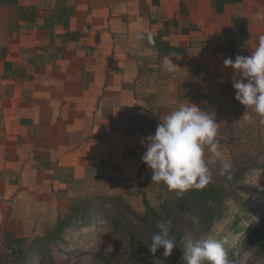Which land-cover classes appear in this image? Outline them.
<instances>
[{"label":"crops","instance_id":"crops-1","mask_svg":"<svg viewBox=\"0 0 264 264\" xmlns=\"http://www.w3.org/2000/svg\"><path fill=\"white\" fill-rule=\"evenodd\" d=\"M261 35L264 0H0V228L54 225L105 163L148 175L163 110H231Z\"/></svg>","mask_w":264,"mask_h":264},{"label":"rangeland","instance_id":"rangeland-1","mask_svg":"<svg viewBox=\"0 0 264 264\" xmlns=\"http://www.w3.org/2000/svg\"><path fill=\"white\" fill-rule=\"evenodd\" d=\"M228 101L231 110H213L216 113L217 138L224 159L231 164V168L251 158L264 161V124H260L261 118L249 109L247 115L253 119L251 121L245 119L243 115L247 107L236 98ZM224 102H227V99ZM163 111L166 115L169 110ZM154 116L159 118L156 114ZM208 155L210 154L206 153V158ZM110 167L109 163L103 164L91 180L82 184L79 193L71 199L68 207L59 211V215L65 217L73 213L72 209L77 202L82 205L81 202L86 201L92 205L93 210L96 209L91 212L90 223L76 220L75 224L66 227L60 237L50 243L49 253L44 251L42 244H37L35 249L31 248L30 244L37 243L38 239L51 231L55 225L46 224L34 228L21 223L17 227L0 228V264H14L17 257H22L17 251V245L10 239H13L12 241L21 239L22 244H18L29 251L28 261L32 264H100L107 261V264H174L167 261L165 256L149 252L147 244L150 242L144 235L145 220L141 217L147 211L145 198L153 207L161 210L165 201L175 199V191L170 192L163 183L152 182L150 168L148 175L142 171L139 173L136 183L135 180L116 176L113 173L117 170ZM210 170L213 179L226 174H221L219 162L210 165ZM233 190L235 193L226 200L227 215L213 222V225L200 235L190 231L189 235L193 236L190 239L193 242L209 237L221 239L226 237L227 244L233 247L244 236L235 231L236 227L252 226L258 220L264 219V168L248 171ZM245 205L250 208L259 206V210L247 212ZM107 210L112 217H116L117 212L123 213L120 230L115 229L106 217ZM237 217H240V222L235 224ZM186 219L187 216L180 218V223ZM133 224L138 231L134 229ZM23 256L26 258V254ZM248 258L249 254H246L237 264H245ZM252 262L264 264V258L255 257ZM177 264H187V261L182 258ZM202 264L208 262L204 261Z\"/></svg>","mask_w":264,"mask_h":264},{"label":"clouds","instance_id":"clouds-1","mask_svg":"<svg viewBox=\"0 0 264 264\" xmlns=\"http://www.w3.org/2000/svg\"><path fill=\"white\" fill-rule=\"evenodd\" d=\"M143 38V37H141ZM149 42L151 33L147 34ZM224 67L234 70L232 77L236 99L259 115L260 124H264V35L259 37L258 46L250 56L237 55L235 59L225 58ZM163 65L167 71H174L172 62L165 59ZM217 122L210 112L195 103L181 105L164 116L157 125L154 134L142 141L146 151L142 160L152 171V182L163 183L168 190L182 197L191 189L202 190L212 182L210 165H221V174L228 172L231 164L224 159L217 138ZM206 153L210 154L206 158ZM231 178V177H229ZM172 222L158 223L159 231L151 237L148 250L153 255L160 247L164 255L170 256L177 240L170 236ZM186 243L184 259L187 264H230L225 245L227 238L209 237L193 242L182 237Z\"/></svg>","mask_w":264,"mask_h":264},{"label":"trees","instance_id":"trees-1","mask_svg":"<svg viewBox=\"0 0 264 264\" xmlns=\"http://www.w3.org/2000/svg\"><path fill=\"white\" fill-rule=\"evenodd\" d=\"M261 168H264V161L259 158H251L247 161H243L241 165L239 163L235 168H230L223 177L218 179L212 178V182L204 189H191L182 197L175 196L174 200L165 201L161 210H157L145 198L147 211L141 217L145 220L143 223L145 227V237L151 243V237L159 231L157 227L158 223H166L170 220L172 222L170 236L177 240V244L170 256L164 255L163 247H160L156 253L165 256L167 261L174 264L181 261L184 257V250L186 249V243L180 242L181 238L193 237L189 235L190 231H193V234L200 235L201 232L208 230L213 225V222L223 219L227 215L228 209L226 200L235 193L233 187L245 178L248 171ZM81 204L82 205H80V202L76 203L72 209L73 213H70L65 217L59 215L54 224L55 227L39 238L37 243H34V245L33 243L30 244V247L35 249L37 244H42L44 246V251L49 253L50 243L55 242L64 232L66 227L75 224L76 220L90 223V219H92L91 212L96 209L93 210L92 205H89L86 201L84 203L81 202ZM245 206L247 212H256L259 210V206L253 208L248 207V205ZM107 212H109V210L105 213L108 220L111 221L115 229L120 230V221L124 218L123 213L120 211L118 214L117 212V216L112 217L111 214H108ZM185 216H187V219L180 223L179 219ZM239 222L240 217H237L234 223L236 224ZM134 227V229L138 231L135 225ZM235 229L236 232L242 233L244 236L242 240L233 247H231L230 244L226 245L225 248L227 249L226 251L230 264H237L246 254H249V258L246 260L245 264H252V260L255 257L264 258V219L258 220L252 226L243 225L242 227H236ZM10 240L17 245V251L22 254V257L16 258L14 264H32L28 261L29 257L27 255L29 251L23 249L20 245L22 244L20 243L21 239L15 241H12L13 239ZM236 252L238 255H235ZM23 254H26V258ZM107 263L108 261L100 264Z\"/></svg>","mask_w":264,"mask_h":264}]
</instances>
